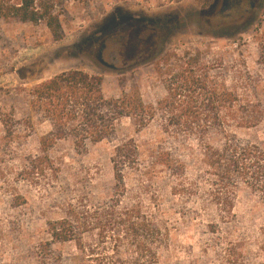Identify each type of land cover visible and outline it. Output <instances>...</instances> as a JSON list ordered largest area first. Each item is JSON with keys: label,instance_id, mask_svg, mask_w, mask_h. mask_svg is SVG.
I'll use <instances>...</instances> for the list:
<instances>
[{"label": "rangeland", "instance_id": "1", "mask_svg": "<svg viewBox=\"0 0 264 264\" xmlns=\"http://www.w3.org/2000/svg\"><path fill=\"white\" fill-rule=\"evenodd\" d=\"M35 2L49 6L57 16L61 39L53 38L44 21L0 23V264L76 262L80 253L73 242L54 243V253L41 258L40 248L50 238L47 222L82 197L98 203L118 194L110 157L114 146L129 138L138 144L142 159L152 148L185 163L179 173L156 167L146 192L138 189L139 175L125 171L129 191L119 198L123 204L140 199L147 206L155 198L159 218L170 225V246L160 249L159 264H220L217 253L226 239L236 243L245 263L264 261L261 196L239 183L233 215L225 221L210 201L211 184L198 158L205 142L220 139V131L204 133L203 141L174 130L166 133L165 115L160 114L147 128L138 130L126 118L113 138L84 148L59 141L45 151L41 141L50 124L33 115L29 96L37 84L79 69L101 75L108 97L137 93L144 103L156 104L167 98L169 87H185L184 77L174 78L180 71L176 60L159 64L162 56L172 52L183 57L188 52L183 60L195 61L197 70L264 103V0H256L253 15L235 9L217 14L222 0ZM182 94L178 102L188 101L187 93ZM245 133L237 136L247 139ZM45 155L54 166L39 160ZM211 224L219 233L212 234ZM206 243L207 254L202 251Z\"/></svg>", "mask_w": 264, "mask_h": 264}, {"label": "trees", "instance_id": "2", "mask_svg": "<svg viewBox=\"0 0 264 264\" xmlns=\"http://www.w3.org/2000/svg\"><path fill=\"white\" fill-rule=\"evenodd\" d=\"M56 17L49 6L35 0L20 3L0 0V23L44 21L53 38L59 40L61 26ZM188 54L177 57L166 52L162 56L159 64L170 65L176 60L180 71L174 78L184 77L185 87H169L167 98L156 104L144 103L137 93L108 97L101 75L79 69L62 71L37 84L29 93L30 108L36 118L50 124L48 136L41 141L44 150L59 141H70L74 147L84 148L113 138L123 119H130L140 130L162 114L165 115L162 131L166 133L174 130L201 140L204 133L220 131V139L205 142L198 161L206 168L211 184L210 201L221 210L222 221L233 215L239 183L264 200V103L218 84L212 74L197 70L195 61L183 60ZM182 92L187 93L188 101L178 102L177 96L183 95ZM242 130L247 132V139L237 136ZM146 157L142 159L133 138L118 142L110 157L118 194L98 203L90 202L88 197H82L77 204L67 203L61 217L47 222L50 238L47 248H40L41 258L45 260L48 251L54 253L52 244L73 242L80 255L72 264H159L160 249L170 246V225L159 218L161 207L154 196L152 205L145 206L140 199L123 204L119 198L129 191L125 171L137 173L138 189L146 192L156 167L162 165L179 173L185 163L173 159L168 152L152 148H148ZM39 160L54 166L47 155ZM208 226L212 234L219 233L213 224ZM86 235L89 241L85 240ZM223 243L217 253L220 264H248L234 241L226 239ZM208 246L206 243L202 249L206 254Z\"/></svg>", "mask_w": 264, "mask_h": 264}, {"label": "flooded vegetation", "instance_id": "3", "mask_svg": "<svg viewBox=\"0 0 264 264\" xmlns=\"http://www.w3.org/2000/svg\"><path fill=\"white\" fill-rule=\"evenodd\" d=\"M247 2L249 4V9H246ZM256 8V0H222V5L217 12V14L226 13L229 10H236L240 13V11H244L245 13L251 12L254 14V10ZM246 15V14H245Z\"/></svg>", "mask_w": 264, "mask_h": 264}]
</instances>
